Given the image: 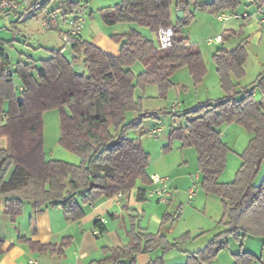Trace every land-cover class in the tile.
Listing matches in <instances>:
<instances>
[{
  "label": "trees",
  "instance_id": "obj_1",
  "mask_svg": "<svg viewBox=\"0 0 264 264\" xmlns=\"http://www.w3.org/2000/svg\"><path fill=\"white\" fill-rule=\"evenodd\" d=\"M50 1L32 0L26 9L37 10ZM240 2L194 0V7L216 14L235 10ZM172 4L184 11L175 23L171 20ZM79 5L74 0L60 3L57 9L64 23ZM98 12L106 25L135 22L154 34L159 28L170 27L171 45L161 48L140 31L129 29L110 35L119 45L117 54L78 36L70 47L73 54L70 60L61 46L49 48L47 57L36 60L28 55L13 63L6 51V44L11 43L0 39V137L6 140V146L0 148V195L5 197V213L14 218L22 212L23 202L28 201L36 212L58 206L66 218L75 221L84 215L87 205L119 192L126 197L138 183L150 184L146 170L150 154L139 138L130 137L127 132L140 127L145 118L159 119L162 114H173L184 116L185 122L170 130L169 142L163 150L172 149L173 138L179 140L180 148L193 147L201 172L200 187L217 196L223 208L217 221L221 229L201 248L182 250L186 255L183 264L212 263L227 247L229 237L239 244L247 235L264 238V176L254 183L264 163V70L250 85L240 88L236 80L244 76L245 45L238 43L231 50L217 47L212 60L224 92L221 98L205 100L187 110H143L140 98L135 96L137 87L155 85L158 96L165 97L174 86L172 75L182 67L187 68L194 84L202 81L206 66L201 52L181 34V29L193 18V10L188 0H118ZM52 13L55 15L54 10ZM225 33V30L221 33L222 40ZM136 61L143 66L138 73L131 69ZM16 81L22 87L20 92ZM256 90L259 98L255 97ZM51 109H57L59 114L58 142L80 157L78 163L46 158L42 115ZM128 112L135 116L127 119ZM222 123H237L252 134L240 153L241 162L234 177L227 182L218 180L230 149L217 129ZM145 195V187L138 186L137 200L144 201ZM172 218L171 213L164 211L160 223ZM133 221L127 231V242L115 248L102 246L103 257L97 264H137V254L157 248L159 253L147 264H165L167 251L179 249L177 240L170 242L158 232L144 231ZM94 225L98 228L96 234L106 229L100 220ZM184 237L189 234H182L181 239ZM3 242L0 237V253ZM70 244L71 238L64 237L59 243L41 246L39 250L60 255ZM255 258V254L240 250L233 254V264H250Z\"/></svg>",
  "mask_w": 264,
  "mask_h": 264
},
{
  "label": "rangeland",
  "instance_id": "obj_2",
  "mask_svg": "<svg viewBox=\"0 0 264 264\" xmlns=\"http://www.w3.org/2000/svg\"><path fill=\"white\" fill-rule=\"evenodd\" d=\"M14 1L18 6L17 12L4 13L0 10V39L11 43V45L6 44V51L13 63L19 58L25 59L28 55L36 60L47 57L49 55V48H56L58 45H63L58 30L49 27V25H43V21L47 19L48 15L54 10L55 15H58V25H65L60 18V10H58L57 7L61 2L65 3L66 0H51L45 6L33 11L26 9L28 6L26 0ZM74 1H79L80 5H85V11L87 12V15H84L86 21L85 23L83 22L79 36L91 41L95 39V36L106 35L108 37L109 34L125 33L129 29H136L146 37L158 43L156 34L151 33L145 27L139 26L135 22L106 25L102 21L98 9L102 6L113 4L118 0ZM240 1V6H244L246 0ZM30 2H32V0H28V3ZM188 2L190 9L193 10V18L181 29V34L186 36L189 42L200 50L205 62L206 73L200 83L194 84L186 67L177 69L173 76L175 85L167 92L165 97L158 96V89L155 85H146L144 88L137 87L135 89V96L140 98L143 110L153 111L158 109H170L174 103H179L180 110H187L194 108L205 100L213 101L224 95L219 84L215 64L212 60V53L218 44L208 43V40L221 34L223 29L230 25H237L233 26L237 29L239 27L238 21L228 20L220 22L215 18V14H211L205 9H195L194 0H188ZM88 12L92 13V17L90 15L88 16ZM238 12L242 13L240 10H238ZM242 20L243 19L240 21ZM261 32L260 41L254 42L250 36L249 42L245 45L248 51L246 76L240 81V88L250 85L255 80V72L257 69L259 71L264 69V31ZM243 36L244 35L240 34L237 36V40H241ZM65 54L70 60L71 56L69 49H66ZM260 62L263 63L262 67L260 66ZM37 64L39 65V61ZM131 69L134 73H138L143 69L142 63L140 61L134 62ZM255 97H260V93L257 90L255 91ZM134 115L135 113L128 112L126 117L127 119H131ZM42 121L43 149L46 158L60 159L69 163H78L80 157L64 148L58 142L59 114L57 109L45 111L42 115ZM184 122V116L162 114L159 119H143L140 127L127 132L128 136L139 138L143 148L150 154L149 163L146 168L149 175L158 174L167 176L171 179H174L176 175L181 177L177 183L179 188H176L179 190V193H182L180 204L177 202L179 200L170 204L168 212L172 215L174 213V215L172 219L165 222L164 226L165 235H167L170 242L177 240L179 242V249H170L167 253L179 251L180 249H196L198 247V241L194 243L193 240L195 238L199 236L200 239L202 238L199 242H202V240H204V234L210 239L214 233L221 229V226L217 225V220L223 211L222 204L217 196L207 194L200 187L201 172L197 165L195 149L190 146L180 148L179 140L173 138L172 149L168 151L163 150V146L169 142L170 130L174 127L183 125ZM153 125L159 126L162 130L158 138L148 133ZM217 129L220 131L221 139L230 148L226 155L225 168L218 178L220 182H227L234 177L235 171L241 162L240 153L246 147L252 134L237 123H222ZM196 174H198V178L195 179ZM263 176L264 163L261 165L254 179V183H259ZM186 186H190L196 190L197 196L195 197L196 199H193L194 201L188 200ZM149 201L151 204L155 205L156 212L166 207L165 204L157 203L153 199ZM149 223V228L155 231L157 228L154 222L150 221ZM197 227H202L200 228L202 232L197 234L191 233V231ZM169 228H172V231L170 234H166L165 231L168 232ZM185 233H188L189 237L181 239V235ZM260 238L261 237L251 236L242 239L244 247L256 255V258L250 262V264H264V245H262ZM238 244V241L229 237L227 239V247L222 249L220 251L221 253H218L219 255L217 254L218 257L214 262L212 261L213 264H233V256L230 250H236Z\"/></svg>",
  "mask_w": 264,
  "mask_h": 264
},
{
  "label": "crops",
  "instance_id": "obj_3",
  "mask_svg": "<svg viewBox=\"0 0 264 264\" xmlns=\"http://www.w3.org/2000/svg\"><path fill=\"white\" fill-rule=\"evenodd\" d=\"M255 3L257 2L254 0H246L244 6L239 5L235 10H222L237 12L240 10L241 12L249 13L250 17L248 19H243L242 21H240L241 19L236 20L239 24L237 29L233 27L237 25H230L229 27L223 29L226 31L225 38H223L221 43H218L217 47L231 50L238 43H243L246 45L247 42H249L250 36L254 42L260 41V35L262 33L261 31L264 30L260 28L257 21V15L254 14L253 8ZM257 4H261L264 7V1ZM179 10L181 9L177 8L175 4H172V23L177 21L178 18L176 16V12ZM181 11L183 16L184 11ZM90 13L91 12H88V16ZM86 15L87 12L85 11V16ZM85 16L84 23L86 21ZM55 28L58 30L60 37L61 33L65 29V25H55ZM240 34L244 35V38L242 37L241 40H237V36ZM110 35L111 34H109L108 37L106 35L98 37L95 36V39H92L90 42L94 43L110 54H117L119 52V45L110 38ZM80 39L87 40L81 36ZM60 47L61 46L58 45L56 48ZM247 58L248 51L246 61ZM246 61L243 66L244 76L236 80L239 84L240 81L246 76ZM262 65L263 63L260 62L261 67ZM262 71L257 69V71L254 72L257 76ZM173 76L174 74L172 75L171 80L175 85ZM5 146V138L0 137V148H4ZM180 178L181 177L178 175H176L174 179L169 178L171 194L169 200L166 203H163L166 206L165 209L161 208L158 210V212L155 211V205L151 204L149 201L150 198H148L146 195V199L144 201L137 200L138 186H143L145 189H147L150 185H142L138 183L135 188L130 190L126 197L123 196V194L120 197L115 195L111 198L104 199L97 204L85 206L84 215L75 221L66 218L62 209L58 206H48L42 211L36 212L33 210L30 202L28 201L23 202L22 212L14 218H11L4 211L5 197L0 195V237L4 239L2 244V252L0 253V264H97V262L103 257L101 250L102 246L115 248L122 246L127 242V231L130 229V223L132 219L134 220L133 222L142 230L152 233L158 232L160 235H164L169 240L167 235L164 233L165 223L161 224L160 220L163 212H168L170 204L177 200H179L177 202L180 204L182 193H179V190L176 189L179 188L177 183L179 182ZM196 178H198V174L195 175V179ZM191 190H193L192 187L186 186V193L189 201H192L197 196L196 190L194 189L193 194H191ZM154 201L161 203L156 200ZM96 220L103 222L106 227L105 231L101 234H95L93 232V229L96 227L94 225ZM150 221L154 222L156 225L157 229L155 231H152V229L149 228ZM200 228L202 227H197L196 229L192 230L191 233L197 234L202 232ZM168 230V232L165 231L166 234H170L172 228H169ZM64 237H70L71 244L65 248L62 254H50L47 252H41L39 250V247L41 246L59 243ZM203 237L204 240H202V242H199L202 239H200L199 236L193 240L194 243L198 241V247L196 249H185L184 251H195L201 248L209 238L205 234ZM245 237H251V235H247ZM260 239L262 241V245H264V238L261 237ZM243 244L244 243L242 240L241 244H238L236 250H230L231 255L233 256L234 253L240 250L252 252L244 247ZM159 250L160 249L157 248L154 251L148 253L137 254V264H147L152 257L159 253ZM218 255L215 257L213 262L217 259ZM165 256V264H183L186 261V255L182 252V250L166 253Z\"/></svg>",
  "mask_w": 264,
  "mask_h": 264
},
{
  "label": "built area",
  "instance_id": "obj_4",
  "mask_svg": "<svg viewBox=\"0 0 264 264\" xmlns=\"http://www.w3.org/2000/svg\"><path fill=\"white\" fill-rule=\"evenodd\" d=\"M28 4V0H26ZM18 10L17 3L14 0H0V10ZM254 14L257 15V21L264 30V7L261 4H254ZM85 15V6L79 5L76 12L69 15L65 19V29L61 34V40L63 42L62 51L69 49L70 56L72 58L73 54L70 51L71 45L75 42L76 38L79 36ZM250 14L247 12H236V11H221L215 14V18L220 22H225L228 20H240L248 19ZM58 25V17L54 14H49L47 19L43 21V25ZM156 38L159 47L166 48L171 45L172 29L170 27L159 28L156 32ZM221 34L216 35L212 39L208 40V43H221ZM68 47V48H66ZM17 91L20 92L22 87L19 83L16 84ZM179 109V103H174L170 110L176 111ZM161 128L159 126H153L149 129V135L158 138L161 133ZM151 183L146 189V196L150 199L156 200L161 203H166L170 197V187H169V177L161 176L158 174L150 175ZM194 193V189L191 190V194ZM117 196H122V192L117 193ZM93 232L98 233V228H94Z\"/></svg>",
  "mask_w": 264,
  "mask_h": 264
},
{
  "label": "water",
  "instance_id": "obj_5",
  "mask_svg": "<svg viewBox=\"0 0 264 264\" xmlns=\"http://www.w3.org/2000/svg\"><path fill=\"white\" fill-rule=\"evenodd\" d=\"M176 16H177V18H181V16H182V11H181V10L177 11V12H176Z\"/></svg>",
  "mask_w": 264,
  "mask_h": 264
}]
</instances>
